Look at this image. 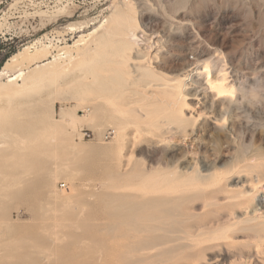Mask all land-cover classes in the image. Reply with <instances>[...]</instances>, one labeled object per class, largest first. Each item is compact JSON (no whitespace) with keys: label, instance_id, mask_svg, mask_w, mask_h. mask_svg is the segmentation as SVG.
<instances>
[{"label":"rangeland","instance_id":"1","mask_svg":"<svg viewBox=\"0 0 264 264\" xmlns=\"http://www.w3.org/2000/svg\"><path fill=\"white\" fill-rule=\"evenodd\" d=\"M123 1L0 0V70L12 54L27 46L32 52L42 43L70 46L83 34L86 43L91 42L95 35L89 37L88 33L111 17L118 20L113 17L117 15L114 11L123 7ZM134 3V24L141 27L137 29L139 46L152 54L160 51L155 64L162 71H195L208 62L214 72L225 68L226 81L235 82L238 88L239 103L230 105L226 99L219 103L207 89L205 78L194 74L189 81L191 109L186 113L199 117L195 126H188L184 136L175 126L169 124L170 128L173 126L170 129L162 121L164 128L153 129L150 134L144 130L151 129L164 116L142 118L115 112L114 108L123 111L131 100L127 96L117 97L121 84L112 74L114 66L107 62L109 51L108 55L103 51L95 54L101 60L107 55L101 62L109 63L108 67L101 62L104 67L80 60L57 81L63 84L72 74L80 78L57 89L45 78L41 82V69L40 82H35L30 90L15 97H0V142L4 146L0 147V264H100L99 248L104 241L99 239L97 213L100 199L110 201L114 194L128 196L121 201L129 199L133 204L146 199L168 200L165 205L172 209L166 214H177L174 221L165 225L166 231H161L168 244L184 242L181 237L196 229L194 235L200 242L193 248L195 254L178 257L170 264H194L196 260L203 264H264L263 250L256 252L252 240L246 237L247 231L241 229L247 224H232L234 219L228 220L232 211L225 199L228 193L220 191L218 204L206 205L205 198L193 200L189 192L180 190V182L172 180L166 185L167 192H157L162 196L143 195L140 191L150 183L146 181L148 185H144L139 172L118 175L120 168L125 171L129 160L137 157L158 168L177 167L189 172L197 165L206 172L216 169L225 173L236 164L239 154L261 157L257 161H264V0ZM57 50L51 49L53 54ZM41 59L37 64L43 63ZM35 66L36 63L31 64L29 69L34 70ZM10 67L15 66L8 70ZM89 70L94 71L96 79L87 78ZM6 80L5 74L0 83ZM108 89L105 97H99ZM73 95V101L62 105V97ZM54 101L56 111L52 112ZM61 106L82 116L75 128L59 120ZM131 106L143 110L145 102L134 101ZM51 116L54 118L48 120ZM231 126L233 130L229 132ZM119 128L126 143V156L121 163L101 154L105 147L116 143L114 130ZM165 137L168 141L161 142ZM81 145L90 151L77 153L75 148ZM171 185L179 186L177 189ZM222 185L228 189L244 185L248 190H256L254 206L264 214V167L249 168L240 177L224 179ZM251 210L240 209L239 218H244L246 212L251 214ZM203 223L205 226H201ZM110 253L107 250L105 255Z\"/></svg>","mask_w":264,"mask_h":264},{"label":"bare ground","instance_id":"2","mask_svg":"<svg viewBox=\"0 0 264 264\" xmlns=\"http://www.w3.org/2000/svg\"><path fill=\"white\" fill-rule=\"evenodd\" d=\"M134 6V0H124L123 7L114 11L117 15L113 17L117 16L118 20H115L116 18L111 20V17L110 21L106 20L102 22L93 32L88 33L89 37L90 35H95V38H92L93 40L91 42L86 43V36L83 34L70 46L66 45L60 47L52 44L42 45V43L41 47L39 46L40 48L34 47V52L27 46L23 50L12 54L4 67L0 70V78L5 74L7 75V80L4 83H0V97L18 96L35 86V82H40V80H38L40 77L43 78H40L41 82L44 78L47 81L53 82L54 89L62 85L68 86L77 81L80 76L72 74L63 84L58 83L57 80L59 77L69 74L73 65L77 64L80 60H87L89 62L93 61V64H96L95 66H97V64L102 66V64H104L102 62L105 61L109 54L107 62H110V64L112 63L114 66L113 68L115 69L111 68L112 65L109 67L114 70L112 74L117 76L116 81L119 83V86L121 84V88L117 90V97L127 96L131 100L125 105L126 108L123 111L119 108H114L115 112H122L124 116L126 113L128 115L137 114V117L142 118L148 116H164L161 120H158L157 124H153L151 129L144 130L145 133L152 134V132L155 131L153 129L157 130L164 128L162 127V123L166 121L168 126L169 124L170 126H175L177 131L187 136L188 126L192 125L194 127L199 120V117H194L192 114L188 115L186 113V110L191 109L188 99L190 98L189 89L192 87L189 81L192 82L194 74H198L205 78L207 89L219 100V103L223 104L224 99H226L230 105L239 103L236 98L238 88L235 82L228 83L226 81L228 76L224 70L225 68H220L218 72H214L212 66L208 62L204 63V65L197 68L195 71L193 68L187 70L182 68L177 74H170L162 71V69L155 64L157 63L160 51H156L152 54L150 50L145 51L144 49L146 48L139 46L141 38L137 34L139 25L134 24L136 20H134L135 14L133 15V13L136 12ZM57 12H59V10ZM39 13L41 14L42 12ZM98 31L101 32L97 34ZM53 48L58 49V52L53 54L54 52L52 53L51 51ZM102 51L105 53L109 51L108 54L106 53V58L102 59L104 61H102L101 58L96 59L95 56V54ZM40 58H42L41 60L43 63L40 64L39 62V64H37V60ZM35 63L36 66L33 67L34 70H30L29 66ZM108 64H104L105 67L106 65L108 67ZM104 65L102 67H104ZM9 66H15L12 68H17V70L10 74V70L13 71V69L10 67V70H8ZM41 69L44 71L42 70L43 73L40 72L39 75L38 72L41 71ZM89 74L91 77L88 75V79L95 77L93 70H89ZM108 91L110 90H105L103 95L99 97H105L104 95L107 94ZM74 99V95L64 96L60 101L62 105H66ZM134 101H144L145 107H143V104L141 108L143 110L137 111L133 108L131 103ZM51 108L52 112L56 111V101L52 103ZM2 109L3 105H0V111ZM95 111H97V107L94 106L93 112ZM58 114L61 122L74 128L76 121L80 120L79 118L82 117L80 114H76L75 110L71 111L64 106H61L58 110ZM51 118L54 117H48V120ZM120 129L121 128H119V130H114L117 134L116 143L105 147L101 153L103 158L116 160L118 163H121L124 156H126L125 138L121 132H119L121 131ZM174 129L172 133L176 131ZM232 130L233 128L231 126L229 132H232ZM166 140L165 137L161 142ZM2 144L3 141L0 142V147ZM75 151L82 154L90 150L86 145H81L75 148ZM137 158L139 159L135 158L134 160H129L130 162L127 168L125 167V171L124 169L120 171V168L118 170V175L124 176L129 172H131V174L133 171L139 172L142 178H138H140V180L142 179L141 182L144 181V185H148L146 181L150 183L146 188L144 187L145 189H142V192L140 191L141 194L151 195L156 193L162 196L161 194H164V191L167 192L169 190H166V185L171 183L170 181L176 180L178 181L177 183L180 182V190L182 191V189H184V192H189L193 200L203 197L205 198L206 205H210L213 203L218 204V200L220 199L218 193L224 191L228 193L225 199H227L228 204L232 207L228 220L234 219L232 224L246 223L247 226L241 229L247 231L246 237L252 240L256 252L260 250L264 252V214L259 213V209L254 206L257 198L256 190H248L244 185L239 189H228L227 185H222L224 179H229L232 176L240 177L243 175V172L249 168L264 167L263 160V162L257 161L261 157L248 158L244 154H239L236 157V164L233 165L231 169L225 171V173L217 172L216 169L206 172L207 170H202L197 165L193 166L190 172L183 171L177 167L169 170L168 167L158 168L152 163L146 164L144 160L140 159L141 157ZM160 174L163 175H161L159 179L152 180L154 176ZM225 174H230V176H225ZM164 177L166 179H163ZM139 185H141L140 181ZM178 186L179 185H177V187H172L178 189ZM69 194L70 193H67V195ZM184 194L182 193V195ZM111 197L110 201L106 200L104 197L100 199L101 207L97 213L99 220V239L104 241L101 248H99V252L102 254V256L100 255L101 258L99 257L100 264H170L171 261L178 257L187 258L195 254L193 248L200 242L196 240V235H194L196 229H194L193 233L187 232L186 236L181 237L182 239L184 238V242L176 243V239H171L170 241L175 242L173 244H168L167 242L169 241L166 239L165 234L161 233V231H166L165 225L168 222L174 221V217L177 215L175 213L166 214L171 212L172 209L165 205L168 200L161 201L156 199V202H151L146 199L138 204L135 201V204H133L134 201H129V199H127L128 201L125 199L121 201L123 197L121 195L116 196L114 194L111 195ZM127 197L124 196L123 198ZM249 208H252L251 214L246 212L244 218H239L238 211H240V209L248 211ZM201 226H205V223L201 224ZM108 234L109 238H106ZM221 237L225 236L223 235ZM107 250L111 252L108 256L105 255ZM254 263L263 264L262 262ZM194 264L203 263L196 260ZM215 264L220 263L217 262Z\"/></svg>","mask_w":264,"mask_h":264}]
</instances>
